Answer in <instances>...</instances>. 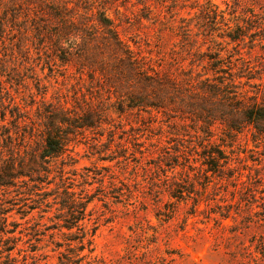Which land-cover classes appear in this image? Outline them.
I'll use <instances>...</instances> for the list:
<instances>
[{
    "label": "rangeland",
    "instance_id": "rangeland-1",
    "mask_svg": "<svg viewBox=\"0 0 264 264\" xmlns=\"http://www.w3.org/2000/svg\"><path fill=\"white\" fill-rule=\"evenodd\" d=\"M30 2L0 0V145H8V130H16L15 121L27 124L25 133L30 120L42 128L38 116L42 96L68 106L74 98L92 100L94 108L107 94L106 89L101 95L90 94L91 75L81 62L62 64L54 49L45 46V35L64 22L40 16L28 8ZM102 2L108 3L122 38L156 56L185 55L175 25L189 19L193 32L204 22L208 28L210 23L197 16L202 6L224 11L226 17L234 8L255 14L239 53L229 38L218 40L229 42L221 54L231 51L237 67L239 54L257 68L264 62V30L255 29L264 18V0ZM115 5L120 13H115ZM195 38L205 51L207 37L199 33ZM197 69L201 71V65ZM146 111L122 115L111 111L109 124L87 129L69 143L68 154L52 158L47 186H60V194L47 197L48 206L29 209L37 205L31 200L38 196L15 199L10 205L12 196L0 191V208L12 206L5 228L8 221L16 224L13 234L0 233V264H10L8 254L15 264H264V137L256 136L253 128L226 137L215 124L214 135L205 139L200 122L176 123L175 117L168 120L158 113L154 118ZM17 130L23 132L21 127ZM217 147L229 156V164L221 171H206L204 153L216 152ZM65 186L75 196L91 195L78 223L83 230L61 225ZM10 235L16 237L14 243H8ZM8 244H14L9 253Z\"/></svg>",
    "mask_w": 264,
    "mask_h": 264
},
{
    "label": "trees",
    "instance_id": "trees-1",
    "mask_svg": "<svg viewBox=\"0 0 264 264\" xmlns=\"http://www.w3.org/2000/svg\"><path fill=\"white\" fill-rule=\"evenodd\" d=\"M102 1L106 0H32V6L28 5L40 16L63 20V25L58 23L60 27L45 35L48 41L44 45L54 49L62 64H72L76 60L81 62V68H86L91 75L90 94L94 91L101 95L103 89L107 94L94 108L91 107L92 100L85 102L74 98V104L68 106L67 102L53 104L45 101L42 96L38 106L41 129L35 125L36 121L30 120V130L25 133L27 124L14 122L16 130H8V145H0V191H8V196H12L11 202L8 201L10 205L15 203V199L28 200L38 196L37 200H31L37 204L29 206L33 209L42 204L48 206L47 197L51 195H55L53 199H56L60 186L53 189L47 186L51 183L52 158L68 154L69 143L87 129L109 124L111 111L122 115L134 110H147L154 118L159 113L168 120L175 117L174 121H181L182 124L191 119L200 122L199 129L205 133V139L214 135L215 124L225 130L226 137H230L227 133L235 137L245 128H253L256 136L264 137V62L257 68V64L252 65L239 54L241 66L237 67L236 57L231 51L221 54L229 42L218 40L229 38L234 43V50L239 53L241 42L247 38L245 31L257 17L255 14L248 16L234 8L226 17L224 11L202 6L197 16L210 23L208 28L204 22L198 26L202 27L199 31L193 32L189 28V19L175 25L181 33L180 42L184 45H180L185 55L156 56L150 52L145 54L136 42L133 47L122 38L119 24L108 13V3ZM115 13H120L116 5ZM255 29H258L256 32L264 30V18L260 19ZM199 33L208 39L205 51L201 50V44L196 45L195 36ZM187 55L190 60L186 65ZM199 65L201 71L197 69ZM242 78L245 80L242 81ZM251 79H257V82L250 83ZM245 86L253 88L254 92ZM82 96L85 98V93ZM102 113L107 120L102 119ZM19 127L23 132H18ZM37 131H40L39 138L36 137ZM215 151L217 154L209 150L204 153L206 171H221L229 164V156L220 147ZM61 164L59 172L62 177L65 163ZM61 193L67 199L60 201L62 209H65L61 225L67 229L77 227L83 230L78 223L84 218L91 195L75 196L70 186L63 187ZM11 209L12 206L0 208L1 234L15 232L14 222L8 221V228H5L7 212ZM15 239L14 235L8 236V243H14ZM13 247L14 244H8V253ZM6 261L15 264L10 254L6 256Z\"/></svg>",
    "mask_w": 264,
    "mask_h": 264
}]
</instances>
